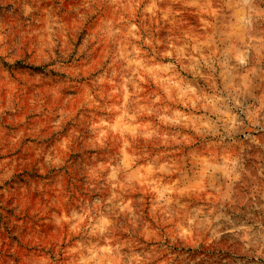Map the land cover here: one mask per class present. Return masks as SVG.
<instances>
[{"label":"rangeland","instance_id":"rangeland-1","mask_svg":"<svg viewBox=\"0 0 264 264\" xmlns=\"http://www.w3.org/2000/svg\"><path fill=\"white\" fill-rule=\"evenodd\" d=\"M0 264H264V0H0Z\"/></svg>","mask_w":264,"mask_h":264}]
</instances>
